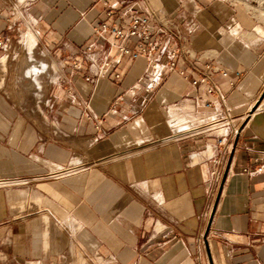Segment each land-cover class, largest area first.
<instances>
[{
    "label": "crops",
    "instance_id": "obj_1",
    "mask_svg": "<svg viewBox=\"0 0 264 264\" xmlns=\"http://www.w3.org/2000/svg\"><path fill=\"white\" fill-rule=\"evenodd\" d=\"M137 15L149 57L93 33ZM0 41V264H264V0H0Z\"/></svg>",
    "mask_w": 264,
    "mask_h": 264
},
{
    "label": "built area",
    "instance_id": "obj_2",
    "mask_svg": "<svg viewBox=\"0 0 264 264\" xmlns=\"http://www.w3.org/2000/svg\"><path fill=\"white\" fill-rule=\"evenodd\" d=\"M106 2V0H103ZM146 17L137 15V16H131L129 20L127 21V26L123 29L121 27L114 26L112 24L108 23H101L98 26H95L93 33L94 34H100V33H111V35L118 41L117 44V51L119 57L128 56L131 59H137L140 56H146L149 57L153 54L155 51V44L152 40L151 36V30L146 27ZM133 40L134 45L133 47H128L125 45L126 40ZM3 45L2 41H0V46ZM182 53L189 58L192 56L189 49L185 48L182 50ZM176 51L171 50L167 55V60L165 62H160L158 60H153L152 62V70L145 72L141 79L142 86L144 92H152L156 88L158 82H159V71L162 67L174 69L176 68V64L173 60V57L175 56ZM206 70H213L212 65H206ZM216 69V68H214ZM179 73L182 74V71H179ZM221 75L225 76L226 71H220ZM191 85L196 86L198 83H203L207 85L206 91L209 94L215 93L214 84L211 81V78L208 76L206 72H201L196 76L195 79L191 80ZM116 103L113 101V104ZM204 118H207L206 120H209L207 129L211 132H214V134H217V144L222 143V138L224 136V127L231 121V118L224 117L223 119H215L213 116L211 117H203L201 115H197V117L194 118V120L197 122L204 121ZM190 123V122H189ZM185 124V123H183ZM234 124V123H233ZM239 124H235L233 126L234 132L238 129ZM207 149H210L209 147H206ZM209 151V150H208ZM209 153V158L212 157ZM253 173L261 172L264 173V164H258L255 166V168L252 170Z\"/></svg>",
    "mask_w": 264,
    "mask_h": 264
},
{
    "label": "bare ground",
    "instance_id": "obj_3",
    "mask_svg": "<svg viewBox=\"0 0 264 264\" xmlns=\"http://www.w3.org/2000/svg\"><path fill=\"white\" fill-rule=\"evenodd\" d=\"M259 28V27H258ZM261 34V33H260ZM31 35V34H29ZM26 36V35H25ZM28 37V36H26ZM32 38V37H31ZM32 40V39H31ZM31 42V41H30ZM28 43V42H27ZM34 43V42H33ZM29 44V43H28ZM30 45V44H29ZM33 55V54H31ZM30 57V56H29ZM32 57V56H31ZM33 58V57H32ZM1 60V59H0ZM28 61V60H27ZM30 62V61H28ZM32 62V61H31ZM34 62V60H33ZM49 70L48 64L45 61L40 60L39 62H35V63H29L26 65L25 70L23 71L24 73H22V75L26 76V78H30L32 79L34 77L35 74H37L39 71H43L46 72ZM20 73V72H19ZM47 76V75H46ZM42 77V76H41ZM38 78V77H37ZM25 81V80H24ZM37 81V80H36ZM28 85H33L30 83H27ZM38 87V85H37ZM40 89V88H39ZM33 196V195H32ZM32 200V199H31Z\"/></svg>",
    "mask_w": 264,
    "mask_h": 264
},
{
    "label": "rangeland",
    "instance_id": "obj_4",
    "mask_svg": "<svg viewBox=\"0 0 264 264\" xmlns=\"http://www.w3.org/2000/svg\"><path fill=\"white\" fill-rule=\"evenodd\" d=\"M10 56L12 57L13 55L10 54ZM19 56H20V55H19ZM15 60H16V57H15ZM39 198H41V197H37V196L34 197V203H35V204H37V203H41V199H39ZM23 204H24V202H23Z\"/></svg>",
    "mask_w": 264,
    "mask_h": 264
},
{
    "label": "water",
    "instance_id": "obj_5",
    "mask_svg": "<svg viewBox=\"0 0 264 264\" xmlns=\"http://www.w3.org/2000/svg\"><path fill=\"white\" fill-rule=\"evenodd\" d=\"M255 108V107H254Z\"/></svg>",
    "mask_w": 264,
    "mask_h": 264
}]
</instances>
